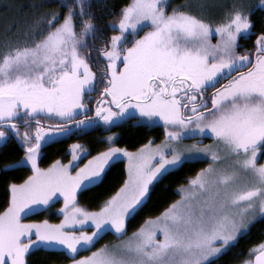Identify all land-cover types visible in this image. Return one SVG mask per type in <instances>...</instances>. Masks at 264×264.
Returning a JSON list of instances; mask_svg holds the SVG:
<instances>
[{
	"label": "snow or ice",
	"instance_id": "snow-or-ice-1",
	"mask_svg": "<svg viewBox=\"0 0 264 264\" xmlns=\"http://www.w3.org/2000/svg\"><path fill=\"white\" fill-rule=\"evenodd\" d=\"M102 7L114 11L106 26L93 0L0 6L12 15L0 28V176L30 170L7 183L0 264H48L51 253L68 264H216L264 224V0ZM133 117L134 126L162 124L160 141L117 147L109 130ZM97 129L109 134L86 146L80 137ZM74 134L67 162L40 166L47 143ZM11 144L23 155L8 159ZM204 160L151 214L168 178ZM122 161L118 186L81 205ZM60 199L59 223L28 219ZM109 233L117 239L97 247ZM234 256L229 264H264V239Z\"/></svg>",
	"mask_w": 264,
	"mask_h": 264
},
{
	"label": "trees",
	"instance_id": "trees-1",
	"mask_svg": "<svg viewBox=\"0 0 264 264\" xmlns=\"http://www.w3.org/2000/svg\"><path fill=\"white\" fill-rule=\"evenodd\" d=\"M9 0H0V6L8 3ZM18 3L27 2V0H17ZM70 2V0H69ZM124 0H107L109 8L112 5H115L116 8L122 4ZM107 9V8H106ZM106 13H109L107 11ZM12 22V15H0V28H3L5 25ZM130 120V121H129ZM124 123L119 124L118 126L112 127L109 131L110 132H117L119 133V138L116 141V146L119 147H127L129 150H134L140 146V144L146 143L149 138L154 139L155 141H160L163 136V126H134L135 119H129ZM109 132L103 131L102 129H97L94 132L89 133V135L80 137V139L86 143L93 140L95 138L103 137L108 135ZM77 136L74 135L70 139H61L54 142L48 143L46 146L43 147L42 151L44 152V156L42 158V162L44 165L49 164L52 162L53 159L59 158L68 149V146L74 142H76ZM105 145H94L96 150H102ZM94 154V152H93ZM23 151L17 147L16 144L10 145V151L8 154V159H14L18 156H22ZM204 166V162L197 163L195 165L186 166L184 170H181L179 173L171 176L166 181L168 191L163 194L162 199L156 202L155 207H153L150 212L151 214H155L157 211L161 210L162 207L167 203L170 202L172 199L177 198L176 194L172 191L177 185L183 183L187 176L193 175L196 170ZM30 170L24 169L18 172H10L7 176H0V212L3 211L7 207L9 193L7 192V183L9 181H14L16 183L21 182L28 174ZM124 172V164L120 162L112 169L110 173V180L108 184L104 186L102 189H94L91 193H86L81 195V201L91 207H94L101 199L108 194L109 190H114L110 186L115 184L118 186V182L122 180ZM149 214L148 212L145 213ZM44 217V213L38 215H32L30 218L33 219H41ZM139 223V220L136 222ZM135 225H129L128 231H132ZM261 229H264V224H257L253 227L252 232L250 233L251 239L250 240H241L240 244L236 246V248L232 249L230 252L226 253L222 256L216 264H229V261H234L237 259L234 256V253H238L240 251L246 250V248L255 242H258L264 237L259 235ZM87 252H81V254H85ZM68 259L66 257L57 258L55 253L50 254V258L48 264H66Z\"/></svg>",
	"mask_w": 264,
	"mask_h": 264
},
{
	"label": "flooded vegetation",
	"instance_id": "flooded-vegetation-1",
	"mask_svg": "<svg viewBox=\"0 0 264 264\" xmlns=\"http://www.w3.org/2000/svg\"><path fill=\"white\" fill-rule=\"evenodd\" d=\"M104 2H105V0H93V9H92V10L95 12L97 23L100 24L101 26H106L107 23H108V21L114 19V11H113L112 14H109V13H106L107 11H109L108 8L106 9V8L102 7V5H103ZM119 6H120V5H119ZM119 6H118V7H119ZM118 7H117V9H118ZM146 30H147V29H145V31H146ZM111 34H112L111 29L105 27L104 35L110 36ZM140 34L142 35L143 32H141ZM215 39H216V38L213 36V37H212L213 42H215ZM254 39H255V37H252V40H251V41H248V42H244V41H242V44H244L245 47H250V46H251V43H252V41H254ZM89 42L91 43V38H89ZM99 67H102V65H101L100 63H97L96 66H94L93 70L96 71L97 68H99ZM101 87H102V86H101ZM94 95H95V94H94ZM132 119H135V118H132ZM129 121H130V120H129ZM134 121H135V120H134ZM22 131H23V128H22ZM74 135H75V134H74ZM74 135H72V136H70V137H68V138H61V139H70V138L73 137ZM61 139H59V140H61ZM16 145H17V147L20 149V151H23V149L20 148L18 144H16ZM66 150H67V149H66ZM66 150H65V152L62 154V156L59 157L60 159L64 160V159H67V158L70 156V153L67 152ZM42 153H43V154H42V156H41V158H40V161H41V162H42V158H43V156H44V152H43V151H42ZM55 159H58V158H55ZM55 159H53V160H55ZM53 160H52V161H53ZM50 163H52V162H50ZM50 163H49V164H50ZM42 164H43V162H42ZM49 164H47V165H49ZM79 198H80V200H81V197H79Z\"/></svg>",
	"mask_w": 264,
	"mask_h": 264
},
{
	"label": "rangeland",
	"instance_id": "rangeland-1",
	"mask_svg": "<svg viewBox=\"0 0 264 264\" xmlns=\"http://www.w3.org/2000/svg\"><path fill=\"white\" fill-rule=\"evenodd\" d=\"M133 118H135V117H133ZM52 123H55V121H52ZM146 125H148V126H154V125H156V126H162V124H159V125H157V124H155V123H153V124H146ZM57 141V140H56ZM156 142H159V141H156ZM209 142V140L208 139H205L204 140V143H208ZM50 143V142H49ZM147 143V142H146ZM185 143H191V141H185ZM48 144V143H47ZM46 144V145H47ZM45 145V146H46ZM117 147H119V146H117ZM135 150V149H134ZM130 151H133V150H130ZM69 158V157H68ZM87 160V157H85L84 158V160H81L80 161V163L81 164H83L85 161ZM64 162H67V159H64ZM123 162V164H125L127 161H122ZM202 162H204V166L207 164V160H204V161H202ZM261 162H264V157H261ZM39 163H40V166L41 167H47L48 165H44V164H42V162L39 160ZM51 164V163H50ZM203 166V167H204ZM29 174H30V172H29ZM28 174V175H29ZM9 195H10V193H9ZM79 202H80V204L81 205H83V206H87V205H85L81 200H80V198H79ZM63 204V200L62 199H60V200H58L55 204H53V208H52V211H50L49 213H47V214H44V217L43 218H41V219H33V218H28L29 220H36V221H39V220H44V219H48L51 223H59V221L61 220V219H63V216H62V214H59L58 212H56V209H59L60 207H61V205ZM5 210V209H4ZM3 210V211H4ZM3 211H1V212H3ZM90 230V229H89ZM131 231H129V233H130ZM34 238V237H33ZM117 239V237H115V236H113L111 233H109V234H107L105 237H104V239L103 240H101L96 246L97 247H99L101 244H103V243H105L106 241H114V240H116ZM120 239H123V237H120ZM92 250H94V249H92ZM91 251V250H90ZM88 253H85V254H81V255H87ZM66 264H68V262L66 263Z\"/></svg>",
	"mask_w": 264,
	"mask_h": 264
}]
</instances>
